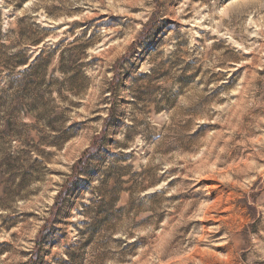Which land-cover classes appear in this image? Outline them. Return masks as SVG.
<instances>
[{"label": "rangeland", "instance_id": "374dc122", "mask_svg": "<svg viewBox=\"0 0 264 264\" xmlns=\"http://www.w3.org/2000/svg\"><path fill=\"white\" fill-rule=\"evenodd\" d=\"M0 264H264V0H0Z\"/></svg>", "mask_w": 264, "mask_h": 264}]
</instances>
